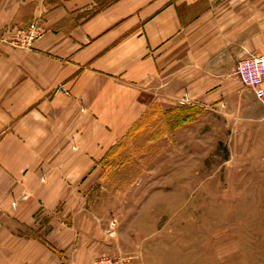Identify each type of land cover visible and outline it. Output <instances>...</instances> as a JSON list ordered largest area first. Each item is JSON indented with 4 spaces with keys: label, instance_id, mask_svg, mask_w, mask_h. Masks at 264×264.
<instances>
[{
    "label": "crops",
    "instance_id": "1",
    "mask_svg": "<svg viewBox=\"0 0 264 264\" xmlns=\"http://www.w3.org/2000/svg\"><path fill=\"white\" fill-rule=\"evenodd\" d=\"M34 20L46 32L30 48L0 41V264H55L42 240L65 255L86 219L83 179L155 85L236 115L264 163V103L235 75L264 57V0H0V37Z\"/></svg>",
    "mask_w": 264,
    "mask_h": 264
},
{
    "label": "rangeland",
    "instance_id": "2",
    "mask_svg": "<svg viewBox=\"0 0 264 264\" xmlns=\"http://www.w3.org/2000/svg\"><path fill=\"white\" fill-rule=\"evenodd\" d=\"M150 93L138 122L82 181L81 234L73 229L65 255L41 243L55 264L82 254L83 264H264V163L247 153L246 123L162 98L160 85Z\"/></svg>",
    "mask_w": 264,
    "mask_h": 264
},
{
    "label": "built area",
    "instance_id": "3",
    "mask_svg": "<svg viewBox=\"0 0 264 264\" xmlns=\"http://www.w3.org/2000/svg\"><path fill=\"white\" fill-rule=\"evenodd\" d=\"M46 29L39 21H32L26 25H14L4 29L0 41L11 47L26 49L41 39ZM235 75L238 80L250 89L255 98L264 103V57L249 56L236 65ZM182 104H189V101H181ZM89 264H127L123 260H113L107 257H100Z\"/></svg>",
    "mask_w": 264,
    "mask_h": 264
}]
</instances>
